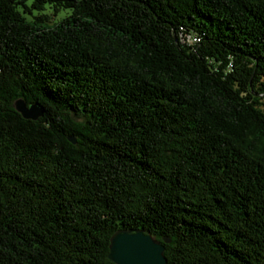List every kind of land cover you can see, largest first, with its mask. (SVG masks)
Wrapping results in <instances>:
<instances>
[{"label":"trees","instance_id":"trees-1","mask_svg":"<svg viewBox=\"0 0 264 264\" xmlns=\"http://www.w3.org/2000/svg\"><path fill=\"white\" fill-rule=\"evenodd\" d=\"M123 229L264 264V0H0V264H114Z\"/></svg>","mask_w":264,"mask_h":264},{"label":"water","instance_id":"water-1","mask_svg":"<svg viewBox=\"0 0 264 264\" xmlns=\"http://www.w3.org/2000/svg\"><path fill=\"white\" fill-rule=\"evenodd\" d=\"M14 107L24 119L36 121L43 113L37 105L16 100ZM164 240V243H168ZM164 245L141 229H123L110 238L109 259L114 264H165Z\"/></svg>","mask_w":264,"mask_h":264},{"label":"rangeland","instance_id":"rangeland-1","mask_svg":"<svg viewBox=\"0 0 264 264\" xmlns=\"http://www.w3.org/2000/svg\"><path fill=\"white\" fill-rule=\"evenodd\" d=\"M53 10L50 8H47V11H46V13H48V14H51V12H52ZM36 14V13H35ZM62 16H64V13L63 12H61V15L60 16H58L59 18L60 17H62ZM58 17L57 18H54V17H50V21L49 22H47V23H45V24H48V25H53V23H54V21H57V19H58Z\"/></svg>","mask_w":264,"mask_h":264}]
</instances>
